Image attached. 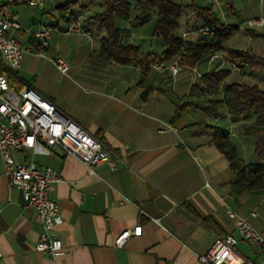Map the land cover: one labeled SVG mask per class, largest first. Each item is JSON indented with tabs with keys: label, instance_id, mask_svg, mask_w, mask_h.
Wrapping results in <instances>:
<instances>
[{
	"label": "crops",
	"instance_id": "0c3cea01",
	"mask_svg": "<svg viewBox=\"0 0 264 264\" xmlns=\"http://www.w3.org/2000/svg\"><path fill=\"white\" fill-rule=\"evenodd\" d=\"M47 1L57 10L49 23H58L59 29L52 32L45 56L25 45L30 50L17 68L20 81L100 138L121 160L115 169L101 162L89 170L58 147L50 154L33 156L38 166H51L60 174L50 189L63 218L55 227L62 250L53 255L36 250L42 220L24 204L19 189L9 188L0 157V264H205L197 256L211 246L215 233L236 234L225 203L264 232V192L233 196L228 160L210 142L209 125H220L229 130L238 155L254 162L253 139L240 132L243 124L253 123V117L232 116L224 107L211 114L187 107L172 120L174 97L187 95L193 84L202 93L194 92L187 101L209 96L200 79L203 73L228 69L225 82L264 87V66L235 71L227 56L230 50L242 49L264 57V38L248 33L250 29L264 34V0H173L187 6L177 29L185 39H195L200 26L192 4L207 6L238 31L214 57L195 67L179 65L176 74L168 67H151L143 85L138 83L139 65L106 58L100 48L105 32L97 25L81 34L65 32L66 23L58 22L83 21L98 14L104 10L103 0ZM60 10L65 12L63 17ZM88 10L95 13H82ZM131 18L116 19L119 27L128 29L122 40L145 53H162L165 44L153 33L155 16L134 28L129 27ZM251 19L263 23L251 25ZM233 37L240 39V47ZM57 56L67 59L68 72L56 68L53 58ZM13 157L19 161L22 153ZM252 210L256 215L250 214ZM204 216L214 220L216 231L200 220ZM137 223L142 225L141 234L116 246L115 236Z\"/></svg>",
	"mask_w": 264,
	"mask_h": 264
},
{
	"label": "built area",
	"instance_id": "2783aa9c",
	"mask_svg": "<svg viewBox=\"0 0 264 264\" xmlns=\"http://www.w3.org/2000/svg\"><path fill=\"white\" fill-rule=\"evenodd\" d=\"M47 0H0V157L3 173L8 178L9 188L21 191L24 204L35 209L42 220L43 230L35 244L38 251L58 254L62 242L55 227L63 218L58 204L50 196L51 186L60 180L59 172L51 166H38L35 154H50L55 148L73 154L89 170L105 162L115 169L121 158L112 153L100 138L83 128L63 113L51 100L27 83H21L17 68L29 47L18 39L16 33L23 31L31 38L38 55L45 56L43 49L49 45L51 34L59 29L58 23L44 22L35 28L24 26L19 20L17 7H37ZM251 25H261V19L249 20ZM65 32L87 34L79 18L68 20ZM198 34H212L214 28L199 26ZM214 57V53L211 54ZM56 68L66 73L69 63L66 58H53ZM152 68L168 67L176 74L179 64L176 60L164 64H151ZM230 68L239 71V66L230 61ZM22 153L16 161L14 153ZM232 198V196H229ZM226 215L234 220L236 234H214L211 246L198 260L205 264H264V232L257 230L250 221L225 203ZM251 215H256L252 210ZM142 225L121 230L114 238V244L121 246L130 236L140 235ZM239 240L256 246L253 257L243 255L237 248Z\"/></svg>",
	"mask_w": 264,
	"mask_h": 264
},
{
	"label": "trees",
	"instance_id": "16d2710c",
	"mask_svg": "<svg viewBox=\"0 0 264 264\" xmlns=\"http://www.w3.org/2000/svg\"><path fill=\"white\" fill-rule=\"evenodd\" d=\"M104 10L87 17L82 21L84 28L97 25L105 32L100 39L101 51L107 59L120 64L139 65L141 73L138 83L143 85L151 64L162 62L167 64L172 60L184 67L195 65L223 48V43L238 31L237 26L224 24L218 14L207 6L192 4L200 26L214 28L212 34H197L193 40L185 39L178 32L180 18L186 5L173 0H103ZM135 13L132 18V13ZM65 12L59 11L61 17ZM154 18L153 33L162 38L166 49L160 53H145L137 46L122 40L128 29L117 25L116 19H129V27H140ZM252 36L264 38V34L248 30ZM29 44H33L30 37ZM36 46V45H35ZM230 61L235 62L240 70L255 66H264V57L249 50L234 49L227 53ZM228 69H218L203 73L200 77L207 95L201 100L187 101L194 92L202 93L193 84L187 95L176 97L172 120H175L187 107L196 108L206 114H211L224 107L232 116L251 115L253 123L243 124L240 132L253 139L256 160L246 162L240 157L230 140L229 130L220 125H209L213 130L210 142L228 160L231 173V193L239 196L243 193L264 192V87L243 82H225ZM148 90L143 92L145 95ZM221 93V95H219ZM194 213V212H193ZM195 215L196 212H195ZM200 220L210 229L216 231V223L211 217H200Z\"/></svg>",
	"mask_w": 264,
	"mask_h": 264
},
{
	"label": "rangeland",
	"instance_id": "374dc122",
	"mask_svg": "<svg viewBox=\"0 0 264 264\" xmlns=\"http://www.w3.org/2000/svg\"><path fill=\"white\" fill-rule=\"evenodd\" d=\"M17 10L19 12V20L26 27H28V26L29 27H37L40 23L52 22V21L55 20L54 19V15H56V13H57V10L54 8L53 3L48 2V1L42 2L37 7H31V6H28V5H22V6L17 7ZM82 13H84V14L88 13V15H89V14H93L95 12H93L91 10L90 11L88 10V11H83ZM58 22H59V24L61 26H64L65 23H66L62 19L58 20ZM16 36H18V38L25 45L29 44L28 41H27V37H28L27 33H24L23 31H21L19 34L16 33ZM233 40L237 43L236 47H240L241 46V41H240L239 38L233 37ZM43 53L46 55V50L45 49H43ZM175 98L176 97H174V99ZM237 246L239 247L240 252L243 255L248 256V257H252L253 256V251L256 249V246L248 245L245 242H241Z\"/></svg>",
	"mask_w": 264,
	"mask_h": 264
}]
</instances>
